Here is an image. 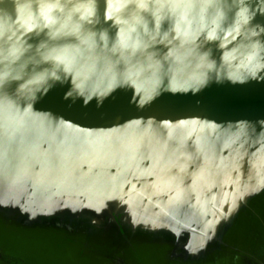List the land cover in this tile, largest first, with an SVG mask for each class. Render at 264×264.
Instances as JSON below:
<instances>
[{
	"label": "water",
	"instance_id": "1",
	"mask_svg": "<svg viewBox=\"0 0 264 264\" xmlns=\"http://www.w3.org/2000/svg\"><path fill=\"white\" fill-rule=\"evenodd\" d=\"M0 2V264H264V0Z\"/></svg>",
	"mask_w": 264,
	"mask_h": 264
},
{
	"label": "clouds",
	"instance_id": "2",
	"mask_svg": "<svg viewBox=\"0 0 264 264\" xmlns=\"http://www.w3.org/2000/svg\"><path fill=\"white\" fill-rule=\"evenodd\" d=\"M13 3H15V0H13ZM3 2H0V11H5L7 10V7L2 6ZM64 12V5L60 3V0H52V2L49 3H41L38 5V16L40 19L43 20L44 24L46 27H51V26H56L54 30L51 32V36L53 38L60 36V35H67L69 33L63 32L62 29L66 26L63 22H61L60 18L55 15V13H63ZM72 13L79 14L77 16V22L72 30V34H75L76 32L80 31L82 28H84L85 24H90L91 17L95 15V7L94 3H89L88 5H79V6H72L71 8ZM66 19H71V16L67 17ZM90 36H96L95 33H89ZM96 38L104 42L105 41V36L101 33ZM130 37H127L124 35L122 32L120 34V39L118 40V43L120 44L121 47L124 48H130L132 52H135L136 49L139 47L140 42L138 40H132L131 43H129ZM112 50H115L113 48ZM264 51V49H261ZM257 55V53H253V56ZM45 59H48L49 57H44ZM56 60H61L60 56L55 57ZM260 67H264V62H261ZM213 65L210 63L208 65V68L211 69ZM62 71H69L70 69L68 68H63L61 69ZM51 78L53 79H58L56 73H50L49 74ZM8 74L5 73L3 75H0V89H4L5 85L8 83ZM11 79H18V77H11ZM26 87L25 84H20L19 89H23ZM74 87L77 90L82 89V82L77 81L74 85ZM17 89V90H19ZM34 99V98H33ZM21 102H25V100L22 98ZM30 104L27 105V107L30 108Z\"/></svg>",
	"mask_w": 264,
	"mask_h": 264
}]
</instances>
